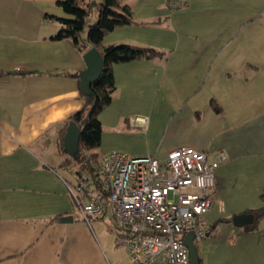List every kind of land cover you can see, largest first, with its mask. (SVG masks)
I'll return each mask as SVG.
<instances>
[{
	"label": "crops",
	"instance_id": "0c3cea01",
	"mask_svg": "<svg viewBox=\"0 0 264 264\" xmlns=\"http://www.w3.org/2000/svg\"><path fill=\"white\" fill-rule=\"evenodd\" d=\"M59 1L0 0V264L117 261L108 232L100 234L112 259L103 257L93 225L74 210L64 182L72 176L60 167L57 137L84 106L75 74L86 68L90 46L53 39L66 16ZM121 1L137 22L107 32L103 45L164 54L113 65L116 91L99 115L95 152L164 160L181 146L210 158L224 151L214 205L229 167L264 160V27L257 22L264 0H183L175 10L169 0ZM135 116L148 123L135 124ZM253 213L254 222L243 225L248 232L264 220ZM67 215L74 220L60 222Z\"/></svg>",
	"mask_w": 264,
	"mask_h": 264
},
{
	"label": "built area",
	"instance_id": "2783aa9c",
	"mask_svg": "<svg viewBox=\"0 0 264 264\" xmlns=\"http://www.w3.org/2000/svg\"><path fill=\"white\" fill-rule=\"evenodd\" d=\"M169 2L171 10L183 4ZM134 123L145 126L148 118L135 116ZM227 159L224 151L210 158L188 146L164 160L111 150L90 158L91 171L71 169L64 182L84 221L111 215L117 243L134 264H191L186 238L193 233L196 243L210 234L205 216L213 206L214 171Z\"/></svg>",
	"mask_w": 264,
	"mask_h": 264
},
{
	"label": "rangeland",
	"instance_id": "374dc122",
	"mask_svg": "<svg viewBox=\"0 0 264 264\" xmlns=\"http://www.w3.org/2000/svg\"><path fill=\"white\" fill-rule=\"evenodd\" d=\"M93 1L98 4L102 0ZM80 5L87 7V3L83 4L81 0ZM65 15L67 18L70 17L66 13ZM88 19L90 25L98 21L97 5H94ZM257 22L264 27V15ZM88 30L87 26L81 36L86 38ZM261 51L264 50L261 49ZM78 168L79 165L75 162L72 169L77 170ZM229 169L227 178L224 180L225 183L224 181L220 182V188L214 194L213 207L205 216L211 225V232L204 239L195 243L201 264H264V220H256L254 230L249 232L243 225L233 222L234 216L264 209V160L253 166H245L242 163L240 166L229 167ZM218 170L215 169V175ZM61 171L71 178L69 170L61 168ZM230 171H233L234 175ZM90 222L99 236L103 248L106 249V252L103 250L104 258L108 255L112 259V254L107 250L100 234L105 230L109 234L106 239L112 246L117 260L112 263L134 264L130 259L127 247L116 241L117 231L113 226L110 214L102 218L91 219Z\"/></svg>",
	"mask_w": 264,
	"mask_h": 264
},
{
	"label": "trees",
	"instance_id": "16d2710c",
	"mask_svg": "<svg viewBox=\"0 0 264 264\" xmlns=\"http://www.w3.org/2000/svg\"><path fill=\"white\" fill-rule=\"evenodd\" d=\"M81 1L86 2L87 0ZM86 3L87 7H82L80 0H60L58 5L70 17L59 18L62 26L53 36L54 40H71L80 50L94 46L101 52L104 60L102 74L92 84V95L82 93L84 106L65 122L57 137L56 149L64 156L60 167L70 170L73 168V164L77 162L79 168L75 170L76 172L91 171L90 158L95 160L99 158L97 152H95L101 145L103 131L99 115L111 103L113 94L116 91L113 65L139 59H152L164 54L152 47L126 43L103 45V39L107 32L119 26L131 25L137 22L132 8L121 0H102L98 4L93 0H88ZM94 5H97L98 21L90 25L88 17L92 13ZM87 26L89 28L88 35L84 38L81 33ZM75 75L80 80L79 75ZM212 104L219 110V106L216 103L213 102ZM71 120L75 121L82 130L80 158L78 160L69 157L64 149V135ZM257 214L259 218L264 217V209L257 211Z\"/></svg>",
	"mask_w": 264,
	"mask_h": 264
},
{
	"label": "water",
	"instance_id": "95a60500",
	"mask_svg": "<svg viewBox=\"0 0 264 264\" xmlns=\"http://www.w3.org/2000/svg\"><path fill=\"white\" fill-rule=\"evenodd\" d=\"M86 68L79 72L80 89L85 95H92V84L97 81L103 71L104 60L101 52L94 46L90 47L84 54ZM82 130L77 123L71 120L64 135V149L69 157L78 160L80 158V137ZM255 214L247 212L233 217L235 224H251L254 222ZM60 222L68 223L74 220L73 215L63 216ZM194 234L190 233L186 238V244L190 249L191 264H200V256L195 243Z\"/></svg>",
	"mask_w": 264,
	"mask_h": 264
},
{
	"label": "flooded vegetation",
	"instance_id": "af4514ba",
	"mask_svg": "<svg viewBox=\"0 0 264 264\" xmlns=\"http://www.w3.org/2000/svg\"><path fill=\"white\" fill-rule=\"evenodd\" d=\"M200 264H201V260H200Z\"/></svg>",
	"mask_w": 264,
	"mask_h": 264
}]
</instances>
